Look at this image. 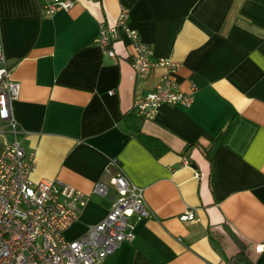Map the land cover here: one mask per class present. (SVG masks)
I'll return each mask as SVG.
<instances>
[{"label": "crops", "instance_id": "1", "mask_svg": "<svg viewBox=\"0 0 264 264\" xmlns=\"http://www.w3.org/2000/svg\"><path fill=\"white\" fill-rule=\"evenodd\" d=\"M124 8L154 55L177 63L180 88L197 84L191 104L165 103L150 118L131 111L167 69L138 75L124 33L115 55L96 41L101 25H114ZM0 41L20 83L11 105L23 145L36 154L33 177L59 178L86 193L66 235H80L111 208L115 188L94 190L107 169H123L144 187L152 216L133 215L134 239L99 264H229L241 249L237 237L257 260L264 244V0H77L48 17L40 0H0ZM2 135L0 152L14 137ZM188 208L196 218L181 220Z\"/></svg>", "mask_w": 264, "mask_h": 264}, {"label": "built area", "instance_id": "2", "mask_svg": "<svg viewBox=\"0 0 264 264\" xmlns=\"http://www.w3.org/2000/svg\"><path fill=\"white\" fill-rule=\"evenodd\" d=\"M40 2L43 16L48 17L60 9H71L77 0ZM129 14V9L124 8L114 25L102 24L96 41L107 54L115 55V38L124 33L130 39L138 75L144 76L158 66L167 69L147 95L135 99L131 111L138 117L150 118L165 103L191 104L197 84L192 82L189 91L180 88L173 76L177 63L169 57L154 55L152 45L130 26ZM19 92L20 83L12 77V67L0 41V120L5 123L2 129L14 134L0 152V264H99L124 241L134 239L133 215L152 216L144 187L133 182L123 169L115 173L107 169L94 190L105 195L115 188L111 208L103 219L88 224L80 235L68 237L67 230L80 219L87 204L86 193L59 178L33 177L36 154L23 145L21 128L12 112L11 103ZM180 218L193 220L196 213L188 208ZM256 249L262 252L264 244Z\"/></svg>", "mask_w": 264, "mask_h": 264}, {"label": "trees", "instance_id": "3", "mask_svg": "<svg viewBox=\"0 0 264 264\" xmlns=\"http://www.w3.org/2000/svg\"><path fill=\"white\" fill-rule=\"evenodd\" d=\"M231 127V122L227 125V127L223 130H221L212 140V147L217 144L218 142H220V140H222L225 135L227 134L228 130ZM139 139L143 141V135L139 134L138 135ZM156 142L157 141L156 139ZM210 161H211V177L212 180L214 181V174H215V163H214V158L212 155H210L209 157ZM237 240L241 246V249L232 257L229 258L228 263L229 264H264V249L263 251L260 253L259 257L257 258L256 261H252L249 256L246 253V246L244 245V243L237 237Z\"/></svg>", "mask_w": 264, "mask_h": 264}, {"label": "rangeland", "instance_id": "4", "mask_svg": "<svg viewBox=\"0 0 264 264\" xmlns=\"http://www.w3.org/2000/svg\"><path fill=\"white\" fill-rule=\"evenodd\" d=\"M5 138H6V135H2V136H0V139H2V142L4 141ZM0 147H2V146L0 145ZM74 232H76V231H75V227L71 228V229L68 231V234H73Z\"/></svg>", "mask_w": 264, "mask_h": 264}]
</instances>
